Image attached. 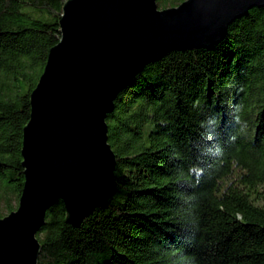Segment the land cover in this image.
Returning a JSON list of instances; mask_svg holds the SVG:
<instances>
[{"label": "trees", "instance_id": "16d2710c", "mask_svg": "<svg viewBox=\"0 0 264 264\" xmlns=\"http://www.w3.org/2000/svg\"><path fill=\"white\" fill-rule=\"evenodd\" d=\"M67 1L0 0V219L19 207L31 94ZM107 125L111 187L78 229L62 202L47 213L38 264H264V9L149 65Z\"/></svg>", "mask_w": 264, "mask_h": 264}, {"label": "water", "instance_id": "95a60500", "mask_svg": "<svg viewBox=\"0 0 264 264\" xmlns=\"http://www.w3.org/2000/svg\"><path fill=\"white\" fill-rule=\"evenodd\" d=\"M264 0H68L60 42L31 94L24 128L25 185L19 207L0 219V264H38V234L62 202L80 228L114 180L116 156L107 118L126 86L174 52L210 49Z\"/></svg>", "mask_w": 264, "mask_h": 264}, {"label": "clouds", "instance_id": "9594fccd", "mask_svg": "<svg viewBox=\"0 0 264 264\" xmlns=\"http://www.w3.org/2000/svg\"><path fill=\"white\" fill-rule=\"evenodd\" d=\"M241 107H242V106L238 105V106H237V110H239ZM237 122H238V123L240 122V118H239V117H237Z\"/></svg>", "mask_w": 264, "mask_h": 264}, {"label": "rangeland", "instance_id": "374dc122", "mask_svg": "<svg viewBox=\"0 0 264 264\" xmlns=\"http://www.w3.org/2000/svg\"><path fill=\"white\" fill-rule=\"evenodd\" d=\"M16 205V204H15Z\"/></svg>", "mask_w": 264, "mask_h": 264}]
</instances>
